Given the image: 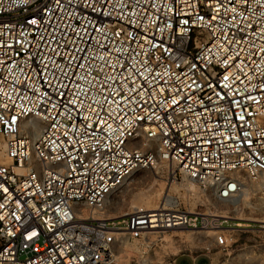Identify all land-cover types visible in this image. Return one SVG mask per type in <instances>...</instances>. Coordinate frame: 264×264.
I'll return each mask as SVG.
<instances>
[{
  "label": "built area",
  "instance_id": "obj_1",
  "mask_svg": "<svg viewBox=\"0 0 264 264\" xmlns=\"http://www.w3.org/2000/svg\"><path fill=\"white\" fill-rule=\"evenodd\" d=\"M168 164L156 208L96 216ZM177 177L264 194V0H0V264H132L184 229L228 250Z\"/></svg>",
  "mask_w": 264,
  "mask_h": 264
},
{
  "label": "rangeland",
  "instance_id": "obj_2",
  "mask_svg": "<svg viewBox=\"0 0 264 264\" xmlns=\"http://www.w3.org/2000/svg\"><path fill=\"white\" fill-rule=\"evenodd\" d=\"M171 169L168 164L163 170L140 169L135 171L126 182L116 190L111 198L108 211L104 215L113 216L132 211L133 205L146 203L142 200L148 191L154 195L146 205L156 207L163 200L168 191L170 181H166V170ZM191 183V184H189ZM247 186V187H246ZM247 194L245 203H240L235 209L225 206L204 193L193 182L177 177L172 183L169 193L176 196L181 202L178 207L185 210H198L208 212L216 210L221 214L229 215L233 239L235 242L228 250H220L221 258L215 264H264V194L249 191L246 182ZM186 187L190 193L182 189ZM156 189V190H155ZM161 191V192H160ZM133 202V204H131ZM130 204V205H129ZM172 235V237H170ZM164 234L147 252L137 248L136 240H126L122 257L132 264H171L172 259L180 254L193 256L206 252L209 245H214L212 231L200 229H184L172 234ZM171 242L166 243L167 240ZM218 249V248H215ZM181 264H192L190 258H182ZM198 260L196 264H201Z\"/></svg>",
  "mask_w": 264,
  "mask_h": 264
},
{
  "label": "bare ground",
  "instance_id": "obj_3",
  "mask_svg": "<svg viewBox=\"0 0 264 264\" xmlns=\"http://www.w3.org/2000/svg\"><path fill=\"white\" fill-rule=\"evenodd\" d=\"M191 184V183H189ZM246 186V185H245ZM244 186L243 191L239 192L237 194H233L231 195L229 198H224L223 200H220L219 202H222L225 206H230L233 209H235L240 203H245V195L247 194V188ZM156 190V189H155ZM161 192V191H160ZM158 195L157 190L155 191V193H151V192H147L144 194L143 197V201L146 203V205L152 200V198L154 197V195ZM131 204H133V202H131ZM160 204V203H159ZM158 204V205H159ZM130 205V204H129ZM144 204H138V205H133V207L131 208V210H136V209H154L156 208L153 205L150 206H146ZM96 216H104V214H100V213H96ZM262 222H264V220H262Z\"/></svg>",
  "mask_w": 264,
  "mask_h": 264
},
{
  "label": "crops",
  "instance_id": "obj_4",
  "mask_svg": "<svg viewBox=\"0 0 264 264\" xmlns=\"http://www.w3.org/2000/svg\"><path fill=\"white\" fill-rule=\"evenodd\" d=\"M188 257L191 259L192 264H196V262L200 259L202 260L201 264H215L220 261L221 254L219 249H215V247H211V249L207 250L206 252H203L201 254H197L195 256L191 254H180L175 256L171 264H181L183 262L182 258Z\"/></svg>",
  "mask_w": 264,
  "mask_h": 264
}]
</instances>
